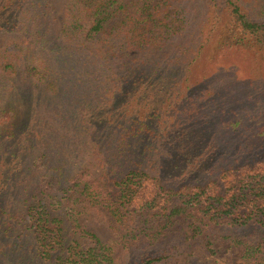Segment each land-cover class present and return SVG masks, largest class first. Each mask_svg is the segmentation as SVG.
<instances>
[{"label":"trees","instance_id":"obj_1","mask_svg":"<svg viewBox=\"0 0 264 264\" xmlns=\"http://www.w3.org/2000/svg\"><path fill=\"white\" fill-rule=\"evenodd\" d=\"M243 46L252 89L264 1L0 0V260L113 264L92 209L131 264L177 259L176 215L264 264V114L216 101Z\"/></svg>","mask_w":264,"mask_h":264},{"label":"rangeland","instance_id":"obj_2","mask_svg":"<svg viewBox=\"0 0 264 264\" xmlns=\"http://www.w3.org/2000/svg\"><path fill=\"white\" fill-rule=\"evenodd\" d=\"M255 1L259 4L264 0ZM262 50H264V46ZM222 58L224 61L231 62L234 65L237 64L239 67L225 71L226 76L223 77L225 82L220 84L217 103L220 106L224 104L226 107H235L240 112L245 108L256 109L257 111L261 109L264 114V76L260 86L251 89L247 85L248 74L245 66L253 58V48L243 46L234 52L233 58L229 56L226 59ZM259 72L260 75L264 72V59ZM211 78L214 80L217 76L213 75ZM244 119L247 118L244 117ZM249 120L251 119H247V122H251ZM247 122L246 124H249ZM174 218L175 220L168 226L163 238L167 244L176 243L178 245V248H176L178 256L176 260H172L168 264L241 263V247L233 244L228 238L223 237L221 232H219L218 226H214V231L220 235L209 236L213 252H208L202 246L200 239L191 236L184 239V234L188 233L186 220L181 215H176ZM76 220L87 230L93 232L103 243L111 247V253L114 257L113 264H131L133 246L126 242L121 228L114 230L107 225V217L104 211L86 209L76 214ZM0 264H6V262L0 260Z\"/></svg>","mask_w":264,"mask_h":264}]
</instances>
